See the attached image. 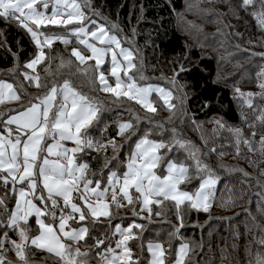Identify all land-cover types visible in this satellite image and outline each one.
Wrapping results in <instances>:
<instances>
[{"label":"snow or ice","instance_id":"1","mask_svg":"<svg viewBox=\"0 0 264 264\" xmlns=\"http://www.w3.org/2000/svg\"><path fill=\"white\" fill-rule=\"evenodd\" d=\"M50 6L51 13L48 14ZM239 6L244 10L252 9L248 14L264 31V0H240ZM88 11H92L91 0H0V19L19 24L35 43L34 58L23 65L31 71H23L21 75L31 86L42 90L34 95L23 85L0 78V106L30 97L27 104L0 112V185L7 189L10 184L11 189L6 195L16 198L13 208L8 209L5 197L0 196V230H3L0 232V264H14L5 255L7 251H14L22 264H29L26 249L30 246L54 255L61 264H89L92 258L98 264H141L139 257L134 258L130 244L133 240L140 241L137 247L146 248L150 254L144 264H166L165 253L170 249H165L162 242H145V228L135 223V219L151 223V217L161 215L167 201L176 209L179 221L168 239L179 238V230L184 226L179 211L181 206L208 213L217 202L221 177L206 162L208 153L202 152L192 141L182 139L177 128L168 127L179 111L174 92L182 93L181 106L186 97L184 85L177 87L175 77L191 69L181 65L179 71L174 70L173 78L167 81L169 87L150 82L138 67L141 63L137 59L138 49L123 46L131 42L118 35L117 25L113 24L109 29L92 18L98 13L92 11L90 16ZM50 26L63 28L65 34L42 30ZM70 37L81 47L71 49L67 60L58 57L59 62L53 70V58L48 54L53 43L60 41L68 45L73 42ZM85 51L89 54L85 55ZM106 58L109 59L106 61ZM106 62L110 64L108 76L101 70ZM40 65L44 66L43 77L37 71ZM19 68L17 65V70ZM65 69L68 76H64ZM257 76L261 81L259 95L264 98V69ZM73 77H84L87 91L75 84ZM110 78H114V83L109 82ZM235 91L252 109L253 97L257 94L244 93L238 88ZM97 93L108 95L101 98ZM154 94L171 113L166 120L155 119ZM126 102L139 105L145 114ZM113 110L128 116L126 121L118 120L115 125L118 137L131 132L125 144L117 143L116 137L105 140L92 135L97 130L107 131L108 124L103 118ZM254 112L253 119H258L264 126V109H254ZM244 119L250 128H255L247 117ZM214 123L217 126L214 132L223 128L231 133L237 155H240L242 144L249 151L264 153V135L256 142L255 130L249 139L240 128L229 127L221 120ZM141 124L146 127L141 129ZM166 134L171 144L166 142ZM153 136L157 138H151ZM132 137H136L135 141ZM69 143L74 146L68 147ZM254 143H258V148H253ZM125 148L128 151L121 160L120 153ZM101 149H111L113 156L103 160L106 180L103 172L94 180L90 175L96 177L97 174L89 173V166L81 162L80 154L85 150L99 152ZM209 152L224 155L217 153L214 147ZM220 168L223 170L224 166ZM157 170H160L159 174ZM229 171L249 175L242 169ZM193 181L198 182L197 186L188 190ZM226 192L227 196L222 195L219 199L224 207L234 203L231 189ZM136 205H139L138 210ZM124 207L132 209L133 222L127 227L120 223L113 226V220L125 219L118 216ZM142 211L148 216L140 217ZM32 218L37 225L35 236L29 234L28 224ZM101 218L108 220L105 227L112 230L107 240L89 234V225L95 231ZM73 223L77 227H73ZM9 231L19 239H10ZM89 240H92L91 244ZM258 242L264 244V236ZM5 244L9 247L5 248ZM189 251V243H180L169 264H185ZM254 264H264V253L257 255Z\"/></svg>","mask_w":264,"mask_h":264},{"label":"trees","instance_id":"2","mask_svg":"<svg viewBox=\"0 0 264 264\" xmlns=\"http://www.w3.org/2000/svg\"><path fill=\"white\" fill-rule=\"evenodd\" d=\"M196 1V9L189 10L190 2ZM240 0H91V9L98 15L92 16L100 23H104L109 29L113 24L120 30L118 35L127 38L131 43H124L134 49H138L137 59L144 76L150 78V82L169 87L167 81L174 76V70L179 71L181 65L191 71L181 72L175 77L177 87L184 85L183 93L186 94L181 106L180 91H175L177 118L168 127H175L182 134V139L192 141L202 152L208 153L206 162L209 163L221 177L217 190V202L213 204L210 212L189 210L181 206L180 214L183 216V227L179 230V238L168 239V234L173 227L179 224L176 209L165 202L161 209V215H153L151 223L140 219L144 226L143 237L145 242L156 240L163 243L165 249H170L165 255L168 257L166 264L174 260L179 244L182 240L189 243L190 251L185 257V264H254L258 254L264 253V244L258 241L264 236V153L249 151L243 144L240 146V155H237L233 144V137L226 129L217 128L214 121L221 120L229 127H237L243 130L244 136L251 139V132L256 131L255 141L264 135V126L258 119L254 109H264V98L259 93L261 82L257 74L264 69V31L257 21L248 13L252 9H241ZM188 16L192 23H187L184 16ZM45 33L53 32L54 28H46ZM60 29L57 34H61ZM0 78L11 81L17 85H23L31 94H40L41 89L31 86L24 80L21 72L30 71L23 65L34 58L37 48L30 34L19 24L11 20L0 19ZM123 42V41H122ZM75 46H80L73 41L65 45L60 41L53 43L48 53L52 57V68L55 70L59 62L58 57L69 58L70 51ZM48 52L47 49H45ZM188 58V59H186ZM17 65H20L17 70ZM43 65L38 66L37 71L43 77ZM11 70V71H10ZM135 71V70H133ZM69 73L65 69L64 76ZM43 82V81H42ZM73 82L85 91L88 84L84 77H73ZM241 92L256 93L253 97V108L246 106L235 89ZM101 98L108 94L97 93ZM30 97H23L16 106L2 108L1 112L10 108H19L21 104H27ZM156 99V97H155ZM142 115L144 110L134 102H126ZM156 120H166L171 113L162 106V102L156 99ZM151 116V114H148ZM245 117L255 125L250 128L245 123ZM108 127L106 132L94 131V137H116L117 143L125 144L127 136H117L116 123L118 120L126 121V113L110 111L104 118ZM101 124V128H103ZM141 129L146 125L141 124ZM151 138H157L155 136ZM136 137H132L135 141ZM167 143L171 140L165 135ZM207 141V144L204 141ZM216 148L217 153L223 152L221 157L212 154L209 149ZM258 148V143L253 144ZM125 148L120 153V159H124ZM163 151V150H161ZM176 152V149H173ZM111 149H101L99 152L85 150L80 157L89 166V173L95 172L97 179L101 172L104 176L107 169L103 167L105 157L111 158ZM180 157L181 154L177 153ZM224 168L221 170L220 166ZM229 169H242L249 175L246 177L241 171H229ZM123 171V169H120ZM198 182L193 181L188 189L193 190ZM11 185L6 189L0 185V196L5 197L8 209H12L15 196L6 195ZM227 189H231V198L234 203L224 207L219 203L222 195L227 196ZM166 207V208H165ZM167 207L169 209H167ZM118 212L123 217V209ZM139 209V205L138 208ZM156 211L155 206L153 212ZM93 231L89 225L90 236L96 239H105L112 235L111 228H106L108 220H101ZM133 221V220H132ZM122 220H113L114 226ZM124 223V222H123ZM29 234L33 236L37 232V226L33 219L29 222ZM3 230H0L2 232ZM10 239L18 240V236L8 232ZM89 244L92 240L88 241ZM138 240L130 242L135 257H139L141 264L149 259L150 254L146 248L137 247ZM107 245V244H106ZM83 246V245H82ZM5 248L9 245L5 244ZM29 264H61L60 260L45 250L34 246L26 249ZM8 260L14 264H22L14 251L5 253ZM97 260L92 258L93 264Z\"/></svg>","mask_w":264,"mask_h":264},{"label":"rangeland","instance_id":"3","mask_svg":"<svg viewBox=\"0 0 264 264\" xmlns=\"http://www.w3.org/2000/svg\"><path fill=\"white\" fill-rule=\"evenodd\" d=\"M196 4H197V2L196 1H192V2H190V4H189V10L191 9L192 11H194L195 9H196ZM51 13V6H50V8H49V11H48V14H50ZM184 19H185V21L187 22V23H189L190 24V22L192 23V20L190 19V18H188V16H184ZM99 22V21H98ZM100 23V22H99ZM48 28H54V31L53 32H55V33H57L58 32V30L60 29L61 31H63V32H60L61 34H65V30L63 29V28H59V27H56V26H50V27H48ZM46 28H42V30H45ZM70 39H72V41H75V38H71L70 37ZM56 42V41H55ZM54 42V43H55ZM76 42V41H75ZM77 43V42H76ZM123 46H125V47H129V46H127V45H123ZM81 46H75L74 48H80ZM83 50V49H82ZM84 54L85 55H88L89 53L87 52V51H85L84 52ZM109 58H106V61L108 60ZM109 68H110V64L109 63H105V65L101 68V70L102 71H104L105 72V75L106 76H108L109 75ZM38 69V68H37ZM31 71V70H30ZM122 76H123V73H122ZM8 82H11V81H8ZM109 82L110 83H114V78H110L109 79ZM159 85H161V84H159ZM162 86V85H161ZM165 87V86H164ZM155 94L153 95V97H152V99H153V101H154V106L157 108V103H156V99H155ZM16 105H18V102H9V103H6L5 105H3V106H0V112L3 110L2 108H4V107H8V106H16ZM2 109V110H1ZM6 118V117H5ZM68 147H72V146H74V145H72L71 143H69L68 145H67ZM81 162H86V161H84V160H81ZM158 171V174H159V172H160V170H157ZM106 178H107V174L104 176V180H106ZM95 180V179H94ZM104 180H102L101 181V183H102V186H103V183H104ZM183 187V186H182ZM188 190H190V189H188ZM121 203H125L124 201H121ZM15 204V203H14ZM14 206V205H13ZM136 208H138V205H136L135 206ZM166 208V207H165ZM167 209H169L168 207H167ZM138 210V209H137ZM123 211V218H125V219H122V222H118V223H120L121 225H122V227H127L130 223H132L133 221V212H132V209L130 208V207H128L127 209H123L122 210ZM139 216L140 217H146V216H148V213L147 212H139ZM153 218V216L151 217V219ZM33 219V221H34V223H35V218H32ZM31 219V220H32ZM30 220V221H31ZM101 220H107V219H105V218H101ZM139 218H137V219H135V223H139V224H141L140 222H139ZM29 221V222H30ZM124 222V223H123ZM35 225H36V223H35ZM37 226V225H36ZM72 226L73 227H77V225L75 224V223H73L72 224ZM134 231H136V230H134ZM36 234H38L37 232L33 235V236H35ZM117 239H118V237H117ZM149 241H152V242H159V241H156V240H149ZM182 242H186V240H182ZM181 242V243H182ZM104 247H107V245H105ZM179 247V246H178ZM178 250V249H177ZM132 251H133V249H132ZM149 259H150V257H149ZM89 264H93L92 262H89ZM94 264H98V262L96 261Z\"/></svg>","mask_w":264,"mask_h":264},{"label":"crops","instance_id":"4","mask_svg":"<svg viewBox=\"0 0 264 264\" xmlns=\"http://www.w3.org/2000/svg\"><path fill=\"white\" fill-rule=\"evenodd\" d=\"M98 251V250H97Z\"/></svg>","mask_w":264,"mask_h":264}]
</instances>
